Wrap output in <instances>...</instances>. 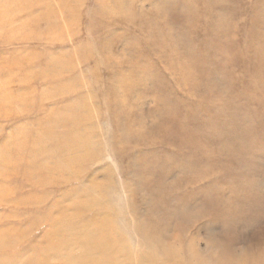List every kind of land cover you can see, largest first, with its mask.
Wrapping results in <instances>:
<instances>
[{
  "label": "rangeland",
  "instance_id": "rangeland-1",
  "mask_svg": "<svg viewBox=\"0 0 264 264\" xmlns=\"http://www.w3.org/2000/svg\"><path fill=\"white\" fill-rule=\"evenodd\" d=\"M0 87V264H264V0H0Z\"/></svg>",
  "mask_w": 264,
  "mask_h": 264
},
{
  "label": "bare ground",
  "instance_id": "bare-ground-1",
  "mask_svg": "<svg viewBox=\"0 0 264 264\" xmlns=\"http://www.w3.org/2000/svg\"><path fill=\"white\" fill-rule=\"evenodd\" d=\"M56 75H57V74H56ZM56 75H55V76H56ZM2 86H3V84H2ZM0 88H1V87H0ZM1 89H2V88H1ZM2 90H3V89H2ZM4 90H5V89H4ZM4 90H3V91H4ZM0 93H2V92H0ZM3 93H4V92H3ZM6 94H7V93H6ZM6 94H5V95H6ZM6 96H7V95H6ZM5 104H6V103H5ZM7 107H8V105H7ZM9 142H10V140H9ZM8 153H9V151H8ZM7 156H8V154H7ZM8 158H9V157H8ZM2 160H3V159H2ZM2 160H1V161H2ZM5 160L7 161V159H5ZM9 160H10V159H9ZM3 161H4V160H3ZM3 161H2V162H3ZM2 162H1V163H2ZM10 162H11V161H10ZM6 164H8V163H6ZM9 164H10V163H9ZM58 206H59V205H58ZM96 218H97V217H96ZM96 220H97V219H96ZM103 223H104V222H103ZM99 226H101V225H99ZM107 226H108V225H107ZM108 227H109V226H108ZM73 228H74V227H73ZM100 229H101V228H100ZM97 230H98V229H97ZM99 232H100V230H99ZM102 232H104V231H102ZM98 234H99V233H98ZM21 235H22V234H21ZM111 235H113V234H111ZM107 238H109V237H107ZM5 244H6V243H5ZM5 246H6V245H5ZM4 260H5V259H4ZM2 262H3V261H2ZM13 262H14V261H13ZM13 262H12V263H13ZM28 263H29V262H28ZM139 263H140V262H139Z\"/></svg>",
  "mask_w": 264,
  "mask_h": 264
}]
</instances>
